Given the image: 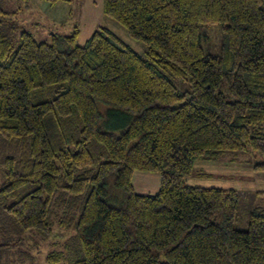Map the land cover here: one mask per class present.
Instances as JSON below:
<instances>
[{
  "label": "trees",
  "instance_id": "trees-1",
  "mask_svg": "<svg viewBox=\"0 0 264 264\" xmlns=\"http://www.w3.org/2000/svg\"><path fill=\"white\" fill-rule=\"evenodd\" d=\"M103 11L146 57L103 26L83 44L77 26L16 41L0 0V264L27 231L61 235L80 197L71 264H264V191L186 180L197 160L236 151L264 171V0H103ZM135 172L158 173L159 190L137 191Z\"/></svg>",
  "mask_w": 264,
  "mask_h": 264
},
{
  "label": "rangeland",
  "instance_id": "rangeland-1",
  "mask_svg": "<svg viewBox=\"0 0 264 264\" xmlns=\"http://www.w3.org/2000/svg\"><path fill=\"white\" fill-rule=\"evenodd\" d=\"M77 1H58L51 4L46 0H1L4 9L8 12L5 20L16 27L14 29L16 41L22 31H28L38 42H50L55 33L69 34L77 26L81 32L79 43L83 44L91 31L94 32L103 26L113 31L126 44L146 57L147 45L143 41L131 37L123 25L104 13L103 0H90L92 4H88L84 12L78 9ZM82 13L88 14L90 18L88 23H84L81 18L78 19V14L81 17ZM92 20H94L93 27H91ZM210 28V39L213 44L211 50L214 51L218 41L219 28L216 26ZM212 30L215 31L213 36ZM173 81L180 91L190 88V84L186 80L173 78ZM108 121L109 117H106L105 129L115 131L122 129L121 127H111ZM115 123L117 122H113V124ZM7 153V148L0 146V186L4 181L3 170ZM249 155L250 159L245 157L247 155L244 152L236 151L225 153L218 158H201L196 161L192 173L186 177L187 183L192 186L242 188L250 189L253 192L264 191V171L253 170V166L261 161V156L256 159L252 153ZM147 179L153 182L150 184L151 187L144 185L143 189L141 185ZM133 183L137 191L155 193L160 187V175L158 173L135 172ZM72 204L75 215L70 226L55 228L56 233L62 232L61 235L44 237L39 233L27 231L22 234L21 241L13 243L11 249L3 253L1 264H71L80 258L81 251L74 235L75 218L83 206L82 197L75 199ZM254 206L264 210V196H254ZM242 212L235 224L240 229L246 228L248 221L247 210H242Z\"/></svg>",
  "mask_w": 264,
  "mask_h": 264
},
{
  "label": "crops",
  "instance_id": "crops-1",
  "mask_svg": "<svg viewBox=\"0 0 264 264\" xmlns=\"http://www.w3.org/2000/svg\"><path fill=\"white\" fill-rule=\"evenodd\" d=\"M77 5H78V9H81V10H83V12H84V10H85V8L88 6V4H92V2L90 1V0H78L77 2ZM84 6V7H83ZM82 19L83 20V22L84 23H88V20H90V18H89V16H88V14H83L82 13V15H81V17H80V15L78 14V19ZM93 23H94V20H92V23H91V27H93ZM93 29V28H92ZM81 33V32H80ZM93 32L91 31L90 32V34H88L86 37H90L91 36V34H92ZM88 37V38H89ZM87 38V39H88ZM86 39V40H87ZM150 181V182H149ZM153 181H151L150 179H147V181H145L141 186L143 187V189H144V185H147V186H150L151 187V183H152ZM152 191V190H151ZM158 191V190H157ZM139 192H142V193H147V192H143V190H141V191H139Z\"/></svg>",
  "mask_w": 264,
  "mask_h": 264
}]
</instances>
